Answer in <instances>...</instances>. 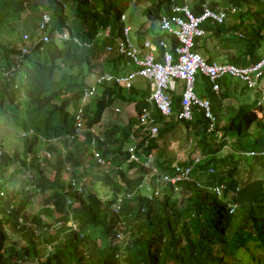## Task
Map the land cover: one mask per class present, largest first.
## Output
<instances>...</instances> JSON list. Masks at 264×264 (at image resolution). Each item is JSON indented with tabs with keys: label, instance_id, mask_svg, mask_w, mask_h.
I'll return each mask as SVG.
<instances>
[{
	"label": "trees",
	"instance_id": "obj_1",
	"mask_svg": "<svg viewBox=\"0 0 264 264\" xmlns=\"http://www.w3.org/2000/svg\"><path fill=\"white\" fill-rule=\"evenodd\" d=\"M37 1L0 0L1 73L16 68L21 49L28 46L23 37L36 38L37 11L52 17L51 36L64 32L76 37L82 45L73 40L52 39L36 46L19 69L12 72L16 78L22 75L23 82L17 88L16 78L7 83L0 74V114L4 111L13 117L25 136L21 138V154L0 145V264H216L225 262L229 249L235 252L247 248L250 242L264 249V179H254L242 186L237 179V166L223 171L226 157L219 154L225 142L217 143L215 134L208 133L209 122L203 110L195 108L193 121L182 122L205 157L192 173L196 177L195 172L200 168L210 179L202 184L203 188L197 186L196 179L181 182L179 191L170 183L160 182L159 175L144 165L145 158L140 152L137 154L141 163L129 162L126 145L132 134L139 139L141 136L136 131L135 117L129 118L125 125H113L105 130L104 142L97 140V150L110 160L113 171L107 172L94 159L90 146L94 138L92 129L100 122L105 108L117 101L133 102L140 114L148 107V96L138 98L134 88L125 90L113 83L104 84L95 108L84 109L83 139L74 137L75 114L71 108H77L87 84L84 80L62 82L63 85L52 89L56 78L67 79L69 75L64 74V68L80 72L87 66L91 70L94 61L106 52L110 55L106 62L121 63L125 68L126 59L116 51V44L125 39L126 23L122 17L132 3L146 0H40V4ZM148 1L145 11L152 23H157L164 13H171L172 0ZM205 1H190L196 16L202 13ZM252 6L264 10V0H210L215 11L236 8V13L229 14L236 22L228 23V17L222 25L204 23L206 36L196 39L194 52L202 53L208 63L216 62V49L210 46L209 39L220 43L232 40L231 37L238 40L231 30L240 28L245 18L252 15L254 22L244 31L245 40L239 44L242 50L228 53L222 63L246 67L259 62L264 57L258 50L260 41L264 40V13L252 14ZM69 10L74 12V17H70ZM19 20L24 23L21 27L15 26ZM107 29L109 36L101 38ZM142 37V34L138 36L139 41ZM169 38L174 50L179 43L173 36ZM162 39L164 36L158 35L154 41L158 44ZM108 47L113 51H107ZM161 52H164L162 48ZM198 83L201 97L220 107L224 100H232L235 86L230 78L219 82L222 92L218 96L204 77L199 76ZM244 90L248 91L245 87ZM181 95H173L171 117L165 118L154 111V118L161 124L159 134L147 146L144 147V140L138 145L145 156L157 154L156 167L161 174L173 173V163L165 158L160 141L180 122L177 113ZM256 101L248 108L242 103L237 106L238 111L234 104L228 106L230 113L225 115L230 120L223 126H220L223 116L219 115L220 107L213 108L216 130L233 143L230 151L226 150L230 158L234 156L232 153L264 152V119L259 117L263 107L259 114L251 112V117L245 111L254 109ZM21 111H24L23 119H19ZM47 152L54 160L50 166L42 167L38 164L42 159L50 162L46 159ZM251 160L264 170V156ZM210 167L213 173H208ZM69 168L67 180L63 174ZM216 168L221 171L217 172ZM28 171L33 174L31 179L19 181L18 176ZM221 185H225L221 197L207 189ZM99 186L107 189L105 199ZM38 196L42 197V205L31 213L30 206ZM116 204L120 206L118 211L114 210ZM234 205L237 209L231 212ZM70 222L77 229L69 227ZM58 223L60 227H56ZM60 228L66 231L58 234Z\"/></svg>",
	"mask_w": 264,
	"mask_h": 264
},
{
	"label": "built area",
	"instance_id": "obj_2",
	"mask_svg": "<svg viewBox=\"0 0 264 264\" xmlns=\"http://www.w3.org/2000/svg\"><path fill=\"white\" fill-rule=\"evenodd\" d=\"M191 0H182L183 4H178L177 0H172L171 13L163 14L159 19L160 31L164 35L173 36L177 39L179 45L172 50L170 44L166 40L160 41L155 44L150 38L145 37L142 40L141 45L136 43L134 39L131 40L132 27L127 26L124 29V41H119L116 44V51L119 55H122L126 59L125 66L128 71L123 75H112L106 73L96 78L95 82L88 86L84 90L82 101L75 111V136H81L84 131L83 116H84V104L94 98L100 87L104 83L114 82L118 85L131 88L137 77L143 78L149 82L150 96L147 98V103L153 108H156L164 116H170L172 114V95L173 91H177L178 88L182 92L181 99V111L179 118L185 121H191L193 119V107L198 106L205 112L206 118L209 120L208 132L215 131L217 126V118L211 112V102L208 99H200L195 93V86L198 81V77H204L210 83L212 91L219 95L222 91L220 81L225 78H232L239 80L246 86L248 90L258 92L261 95V101L257 102L255 109L256 113H259L264 102V57L257 62L246 67H238L229 63H208L200 53L194 52L195 41L198 38L206 36V31L202 25L206 22H211L216 25H222L228 19L229 14L237 12L236 8H221L219 10H212L210 7V1L207 0L202 4V13L196 16L190 8ZM125 20V16L122 18ZM50 18L45 15L39 23V30L46 32L48 30ZM109 29L104 33L105 36H109ZM67 34H57L56 39L59 41L68 39ZM29 36H24V41H28ZM42 40L49 42L50 37L48 34L43 35ZM163 49L162 54L159 53V49ZM108 51L113 49L108 47ZM29 53L28 48L23 49V54ZM134 68V70L130 68ZM15 69L3 73L5 77H12V73ZM151 110L144 109L141 113L140 127L150 137H155L158 133L157 126L154 125V120L150 114ZM94 138L91 141L92 153L94 159L98 161L100 165L108 169L110 163L103 159L100 153L97 151V138L95 132H93ZM221 136V133L218 134ZM220 138V137H219ZM102 141V139H100ZM130 161L140 162V158L137 155L136 146L129 149ZM47 158H52V154L47 152ZM249 157L258 156L257 153H247ZM154 156L149 155L145 166L151 168L154 174L159 175L160 182L164 181L170 183L178 190V185L181 182L189 181L190 175L193 170V166L201 160L200 157L195 159L193 165H182V158H178L177 162L172 165L173 173L161 174L158 169L153 165ZM210 173H213V169H209ZM75 186L76 184L73 183ZM224 186L213 188V192L218 196H222ZM146 190H151L150 185L146 186ZM119 205H114V210H119ZM237 209V205H234L231 212ZM72 224V226H69ZM73 222L68 224L69 227L77 229V226ZM58 223L56 227H60ZM74 226V227H73ZM119 238L122 235L118 236Z\"/></svg>",
	"mask_w": 264,
	"mask_h": 264
},
{
	"label": "rangeland",
	"instance_id": "obj_3",
	"mask_svg": "<svg viewBox=\"0 0 264 264\" xmlns=\"http://www.w3.org/2000/svg\"><path fill=\"white\" fill-rule=\"evenodd\" d=\"M37 3L40 4L41 1L38 0ZM177 3L183 4L182 0H177ZM149 4L150 2L148 0L143 1L141 3H136L135 1L134 3L131 4L130 8L125 14L126 23L133 27V32L130 37H131V40L133 38L135 42H137L135 38H137L138 40V36L141 34L144 37L145 35L148 36L153 41H154V38H156V36L159 35L158 33L160 29L159 21L157 23H152L146 16L145 9L146 7L149 6ZM189 4L191 8V3ZM46 5H48V3H46ZM70 10H69L70 17H74V12L73 11L70 12ZM250 10L252 14L264 13V10L260 8L259 6H252ZM40 13H41V10L39 12L37 11V17H35L36 20H38L40 16L42 15V13L41 14ZM31 21L32 19L30 18V20L28 21V24ZM227 22L233 23L236 21L233 18V16H230ZM253 22H254V19L252 15H250L249 17L245 18L244 24L243 25L241 24L240 28L237 27L231 30V34L236 35L235 37L239 38L238 40L236 38L231 37L232 40L220 43L217 39H214V38L209 39L210 46L216 49L215 57H216L217 63H222L223 61H225L228 53L237 54L239 51L242 50L241 49L242 47H240L239 44L241 41L245 40L244 31ZM22 24L24 25L23 21L19 20V23H16L15 26L21 27ZM236 25L238 26L239 24H236ZM12 36L15 37L13 33H12ZM41 36H42V32L39 30H36V37L39 38ZM104 36L105 35L102 34L101 38H103ZM169 37L171 36L166 35V39L171 45V41ZM15 41H18V39ZM260 42H261L260 44L261 47L258 48L259 54H264V40L263 41L261 40ZM106 53L107 54H105L104 57H102L101 59H98L97 61H94V66L93 68H91V70L87 66H84L80 72H78L77 69L69 70V69L64 68L63 69L64 74L65 75L68 74L69 76L67 77L65 81L60 80L61 76H58L59 80L56 78V82L53 85L52 89H57L59 86L63 85L62 82L64 83L66 82L70 83L73 81L82 82L84 80L85 83L89 85L91 82L95 80V77L97 75L103 72H111V73L119 72L122 64L106 62L105 59L108 56H110L108 55V52ZM159 53L162 54L161 49H159ZM202 57L204 58L203 55ZM115 67L117 68L119 67L118 70H116ZM230 79L232 81V85L235 86L234 89L232 90V96H231L232 100H224L223 103L221 104V107H220V104H216V103L214 104V106L216 105L218 109L220 107L219 115L221 116L223 115L221 117L222 123H227L230 120L229 115H224V112H223L224 107L229 108L232 104H234L235 105L234 107L236 108L235 110L238 111L239 108L237 106H240L242 103L246 108H248L249 105H251V107L253 106L255 100L259 99L258 94L254 91H246V90L242 91L244 88V84H242L239 80L232 79V78ZM22 82H23L22 75L20 76L18 75V79H17L18 85L20 86ZM202 86L205 88L206 85L202 84ZM134 89L136 91V95L138 98H141L142 96H148L150 92L149 82L143 78L137 77L134 81ZM197 94L201 97L200 93L197 92ZM94 103H95V99L89 104V106L92 108H95ZM115 107L119 108L121 110V113H115L114 111H112L113 107L112 108L107 107L103 111L104 116L95 127V129L100 135H103V132L107 130L110 126L118 125V124L125 125L126 121L128 122L129 118L131 117L136 118L137 112L135 110V104L127 105V104L118 103L114 106V108ZM252 110L253 108L250 109V111L249 109L245 110L247 111L246 113L249 115V117L252 116L251 112H254ZM74 111H75V108L72 107L71 112L74 113ZM227 112L230 113L229 110H227ZM259 117L260 118L262 117V119H264V105H263L262 113L261 115H259ZM23 118H24V111H21L19 119H23ZM180 125L182 127L179 126V129L177 131H172L170 134H168L165 137L164 141L161 143V145L164 147V150L168 152L166 159H169L172 161V163H174L175 159L178 156H183L186 163H189V162H192L193 158H195L196 156H199V155L204 156L203 152L199 150L196 141L190 140L187 135V131L182 125V123H180ZM20 129L21 128L15 124L13 117L5 114L3 111L2 114H0V145L4 144V146H8V151L12 153L16 152V153L21 154V151L23 148V143L21 141V138H24L25 136L23 135L24 132L21 133ZM69 144H72V143H69ZM230 147H233L232 141H231ZM226 150H229V149L226 148L219 154V157L221 158L226 157L225 158L226 163L222 169L223 171H227L228 169H233L235 168V166H237V173H238L237 179L239 180L242 186L243 184H246L247 182L252 181L254 179H264V170L259 165H256L253 162V160H251V158H247L246 156H242L238 153L236 154L232 153L234 156L230 158L226 155L227 153ZM47 160L48 162L50 161L49 164L44 159H42L41 162L38 164L42 167L47 166V165L50 166V163L54 160V157L50 159L47 158ZM216 170L217 172L221 171V170H218L217 168ZM107 171L108 172L113 171V168L110 166V168L107 169ZM202 171L203 170L200 168L197 169L195 172L196 177L194 176V179H196V181L202 184H205L210 179ZM31 174L32 173H30V171H28L25 174L24 173L20 174L18 176V179L19 181L31 179L30 178ZM63 178L69 180V175L67 173H64ZM161 186H162L161 183H159L160 189H161ZM99 187H100V193H101L102 199H105L106 197H108L107 192H106L107 189L101 186ZM41 199L42 197L40 196L35 198L33 205L30 206V209H29L31 213L35 212L36 208L42 205ZM69 226H72V224H70ZM64 231H66V229L60 228V230H58L57 233L62 234ZM227 254L228 256L224 260L225 262L221 261V262H217L216 264H258V263L262 264L263 259H264V249L260 248L259 244L255 242H250L247 248H243L235 252H232V250L229 249V252H227ZM31 264H35V262H32Z\"/></svg>",
	"mask_w": 264,
	"mask_h": 264
},
{
	"label": "clouds",
	"instance_id": "obj_4",
	"mask_svg": "<svg viewBox=\"0 0 264 264\" xmlns=\"http://www.w3.org/2000/svg\"><path fill=\"white\" fill-rule=\"evenodd\" d=\"M210 1V0H209ZM45 15H47V12H43L42 13V15L40 16V18H39V20H38V26H39V23H40V21L42 20V18H43V16H45ZM48 16V15H47ZM123 16H125V20H123L122 19V21L123 22H125L126 23V15H123ZM49 18H50V23H49V27H48V30L46 31V32H43V31H41L42 32V36L41 37H39V38H29V40L28 41H24V42H26L27 43V45L28 46H25V47H23L22 49H21V55L17 58V60H16V63H17V65H16V68H15V70L16 69H19V67H20V65H21V63H22V61H23V59L26 57V56H28L30 53H31V51L36 47V46H38V45H40V44H47V43H49V42H51L52 41V39H54V40H56L57 42H63V41H69V40H73V41H75L76 43H78L79 45H82L81 43H79V41H78V39L76 38V37H72L71 35H69V34H67V33H61V32H56V33H54L53 34V36H51L50 35V32H51V30H52V17H50V16H48ZM123 18V17H122ZM127 26H130L129 24H127L126 23V25H125V28L127 27ZM132 27V26H131ZM38 30H39V27H38ZM40 31V30H39ZM132 32H133V27H132ZM105 33V32H104ZM158 33H159V35H163L164 36V39H162V40H166L167 41V39H166V35H164L163 33L162 34H160L161 33V31H160V29H159V31H158ZM45 34H48V36L50 37V41L49 42H44L43 40H42V37H43V35H45ZM57 34H67L68 36H69V38L68 39H66V40H62V41H59L58 39H56V35ZM145 37H148V36H146L145 35ZM144 36L142 37V39L139 41V39H138V42H136V43H138L139 45H141V43H142V40H143V38H145ZM149 38V37H148ZM23 40H24V37H23ZM161 40V41H162ZM153 41V40H152ZM154 43H155V41H153ZM168 42V41H167ZM169 43V42H168ZM156 44V43H155ZM171 46V45H170ZM24 48H29V53H27V54H23V49ZM130 69H132V70H134V68H130ZM116 70H118V69H116ZM128 71V68L127 67H125V68H123V66L121 67V69H120V71L119 72H116V73H111V72H103V73H101V74H99V75H97L96 77H95V80H96V78H98L99 76H102V75H104V74H106V73H109V74H112V75H117V74H119V75H123V74H125L126 72ZM15 72V71H14ZM12 73V72H11ZM0 74L3 76V80L4 81H6L7 83H11V81H12V79H14V78H16V77H14V76H12V77H5L4 75H3V73H1L0 72ZM17 79L18 78H16V81H17ZM226 79V78H225ZM95 80L93 81V82H91L89 85H87V87L88 86H90V85H92L94 82H95ZM109 83H113L114 85H118L117 83H114V82H109ZM197 83H198V81H197ZM197 83H196V86H195V93H196V95H197V97H199L200 99H208V98H203V97H200L198 94H197ZM209 83V82H208ZM104 84H106V83H104ZM104 84H102L101 85V87H100V90L98 91V94L94 97V98H92L91 100H89L88 102H86L85 104H84V109H85V107H87V106H89V104L95 99V103H96V100L101 96V93H102V91H103V85ZM210 84V83H209ZM119 87H122V86H120V85H118ZM18 87V83L16 84V88ZM87 87H85L84 88V90L87 88ZM244 87L246 88V86L244 85ZM123 89H125V90H130V89H133L134 88V84H133V86L131 87V88H125V87H122ZM221 89H222V86H221ZM84 90L82 91V93L84 94ZM149 90H150V87H149ZM248 90V89H247ZM248 91H251V90H248ZM222 92V91H221ZM220 92V93H221ZM255 92V91H254ZM178 93H182L181 92V90L178 88V90L177 91H173L172 93H171V95H172V114L170 115V116H164L163 114H161L156 108H152L148 103H147V105H148V107L147 108H144V109H149V110H151V112H150V114H151V117H152V119L154 120V125L155 126H157V128H158V133H157V135L155 136V137H150L146 132H144L143 131V128L142 127H140V120H139V117H140V115H141V113L143 112V110H142V112L140 113V114H136V119H137V123H136V131H137V133H138V131H140V134H141V136H140V139L138 138V137H136V135L135 134H132L131 135V137H130V141L127 143V145H126V151L130 154V151H129V149L131 148V147H133V146H136V148H137V151H136V153H138V152H140L142 155H141V157L143 158H145V162H144V165H145V163H146V160H147V158H148V156L149 155H153L154 156V163H153V165H154V167L156 168V169H158L157 167H156V162H157V154L156 153H150V154H148L147 156H145V153H144V151H142L140 148H139V143H140V141H142V140H144V147L145 146H147V144L149 143V141L150 140H153V139H155V138H157V136H158V134H159V131H160V128H161V124H159V123H157V121H156V119L154 118V115H153V113H154V111H157V112H159L163 117H165V118H169V117H171L172 115H173V111H174V107H173V95H176V94H178ZM257 94H258V96H259V99H257V101H256V104H255V108L253 109V111H254V113L255 114H259V113H256L255 112V109H256V107H257V102H259V101H261V95L258 93V92H256ZM83 94H82V96H81V99H80V101H79V103H78V106L77 107H79V105H80V103H81V101H82V98H83ZM215 94V93H214ZM216 95V94H215ZM220 95V94H219ZM150 96V92H149V95H148V97ZM216 96H218V95H216ZM147 97V98H148ZM147 98H146V102H147ZM181 99H182V97H181ZM210 102H211V112L213 113V108L215 107L214 106V104L215 103H213V101L212 100H210V99H208ZM95 103H94V105H95ZM119 103H122V104H124V102H121V101H119ZM126 103H128V102H126ZM115 104L116 103H114L111 107H113V111L115 112V113H121V110L119 109V108H114V106H115ZM131 104H134L133 102L132 103H129V105H131ZM263 105H264V102H263V104H262V106H261V108L263 107ZM90 107V106H89ZM110 107V108H111ZM195 108H197V109H200L198 106H194L193 107V118H194V110H195ZM261 108L259 109V111L261 110ZM76 109L77 108H75V111H76ZM106 109V108H105ZM104 109V110H105ZM201 110H203V109H201ZM180 111H181V106H180V110H179V112L177 113V115H178V119H179V124L180 123H182V122H192L193 121V119L191 120V121H185V120H182V119H180L179 118V114H180ZM203 112H204V110H203ZM223 112H224V115L225 114H227V108H223ZM104 113V112H103ZM205 113V112H204ZM74 114H75V112H74ZM214 114V113H213ZM215 115V114H214ZM206 117V116H205ZM215 117L217 118V116L215 115ZM102 118H103V116H102ZM101 118V119H102ZM207 119V118H206ZM208 120V119H207ZM101 121V120H100ZM208 122H209V120H208ZM127 124V123H126ZM209 124H210V122H209ZM209 124H208V129H209ZM225 123H221V125L220 126H223ZM118 125H120V124H118ZM178 125V124H177ZM182 125L184 126V124L182 123ZM184 128H185V126H184ZM216 128H217V126H216ZM175 129H176V127H175ZM174 129V130H175ZM186 129V128H185ZM208 129H207V131H208ZM173 130V131H174ZM187 131V130H186ZM84 132V131H83ZM93 132H95L96 133V135L98 136V138H97V140L98 141H101L100 139H102V141L104 142V140H103V138H102V135H100L98 132H97V130L95 129V127H93V129H92V133ZM208 133H210V132H208ZM212 133H214L215 134V139H216V142L217 143H220V142H225V145H224V150L226 149V148H228L229 149V147H230V144H231V141H230V139L228 138V137H225L224 136V134H223V132L222 131H217L216 129H215V131L214 132H212ZM219 133H221V136H219L218 134ZM94 135V134H93ZM188 135V134H187ZM74 137H76L75 135H74ZM80 140H82L83 139V134H81V136H77ZM189 137V136H188ZM220 137V138H219ZM149 138V139H148ZM189 139L190 140H195L194 138H190L189 137ZM93 140V139H92ZM164 140H162V141H160L161 143L163 142ZM161 143H160V145H161ZM91 146V151H92V145H90ZM96 149H97V146H96ZM98 151V150H97ZM99 152V151H98ZM252 152H255V151H250V152H243V153H240V155H242V156H246L247 158H251V159H253V157H249V156H247L246 154L247 153H252ZM100 153V152H99ZM255 153H257L258 154V156L260 157V156H264V152H255ZM46 154V153H45ZM93 154V153H92ZM101 155V154H100ZM138 155V154H137ZM94 156V155H93ZM52 157H53V155H52ZM102 157V156H101ZM197 157H200L201 158V160L199 161V163H197V164H195L194 166H193V170H192V172H191V175H190V180H189V182H193V181H195V179H194V177H193V171H194V169L198 166V165H201L204 161H205V157L204 156H196L195 158H193V161L192 162H189V163H186V161L184 160V157L183 156H178L176 159H175V162L173 163V165L177 162V160H178V158H182L183 159V163H182V165H184V166H189V165H193L194 164V162H195V159L197 158ZM254 157H256V156H254ZM103 158V157H102ZM140 158V157H139ZM165 158H166V156H165ZM46 159H47V155H46ZM103 159H105L107 162H109L110 163V166H111V162H110V160H108V159H106V158H103ZM129 162H133V161H130V158H129ZM136 163H141V160H140V162H136ZM110 168V167H109ZM108 168V169H109ZM149 168V167H148ZM106 169V168H105ZM151 169V168H150ZM209 169H213V168H209ZM209 169H208V173H210L209 172ZM107 170V169H106ZM68 172H70L71 173V171H70V168L67 170V174H68ZM108 172V171H107ZM68 175H70V174H68ZM184 182H186V181H184ZM196 184H197V186L198 187H200V188H203V186H202V183H200V182H196ZM221 186H224V188H223V190L225 189V185H221ZM219 187V186H218ZM174 189H175V187H174ZM179 185H178V190H176V191H179ZM207 189H209V190H211V191H213L212 189H213V187H208ZM223 193V192H222ZM222 195V194H221ZM221 197V196H220ZM232 209V208H231Z\"/></svg>",
	"mask_w": 264,
	"mask_h": 264
},
{
	"label": "crops",
	"instance_id": "obj_5",
	"mask_svg": "<svg viewBox=\"0 0 264 264\" xmlns=\"http://www.w3.org/2000/svg\"><path fill=\"white\" fill-rule=\"evenodd\" d=\"M160 34H161V33H160ZM135 40L138 42L137 38H135ZM118 103H119V101L116 102V104H118ZM116 104H115V105H116ZM124 104H127V105H128L129 103H124ZM111 108H112V107H111ZM112 111H113V109H112ZM103 116H104V113H103ZM126 123H127V121H126ZM122 125H123V124H122ZM179 126H181V125L178 124V125L176 126V129H175L174 131H177V130L179 129ZM181 127H182V126H181ZM161 147H162L163 150H164V147H163L162 145H161ZM164 151H165V150H164ZM167 153H168V152L165 151V156H166V157H167Z\"/></svg>",
	"mask_w": 264,
	"mask_h": 264
},
{
	"label": "bare ground",
	"instance_id": "obj_6",
	"mask_svg": "<svg viewBox=\"0 0 264 264\" xmlns=\"http://www.w3.org/2000/svg\"><path fill=\"white\" fill-rule=\"evenodd\" d=\"M196 42V41H195ZM216 61V60H215ZM199 84V83H198ZM182 96V95H181ZM202 112V111H201Z\"/></svg>",
	"mask_w": 264,
	"mask_h": 264
}]
</instances>
